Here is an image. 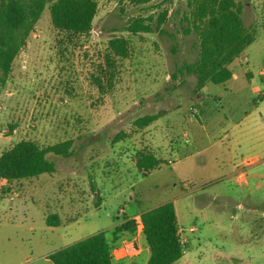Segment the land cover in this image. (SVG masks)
<instances>
[{
  "label": "rangeland",
  "instance_id": "374dc122",
  "mask_svg": "<svg viewBox=\"0 0 264 264\" xmlns=\"http://www.w3.org/2000/svg\"><path fill=\"white\" fill-rule=\"evenodd\" d=\"M97 1L86 45L92 60L113 37L131 40V57L118 62L121 74L111 93L102 97L91 85L90 59L60 46L48 9L1 90L0 156L24 140L44 147L71 140L74 154L49 155L57 166L53 175L0 180V264H53L51 254L80 240L99 232L110 239L124 219L121 208L132 214L166 203L174 204L188 240L175 264H264V183L228 177L245 159H264L260 79L249 78V66L239 60L231 67L236 77L201 90L196 77L178 74L199 53L196 36L184 32L191 0ZM236 3L246 26L258 27L249 53L252 67L264 73V0ZM164 12L161 33L157 25ZM139 17L152 19L154 33L126 31ZM152 114L161 115L153 125L134 124ZM144 150L162 161L159 168L146 173L137 168ZM56 213L64 222L82 216L48 227L47 216ZM136 236L137 231L129 239ZM136 240L142 252L123 264L147 262L143 236Z\"/></svg>",
  "mask_w": 264,
  "mask_h": 264
},
{
  "label": "trees",
  "instance_id": "16d2710c",
  "mask_svg": "<svg viewBox=\"0 0 264 264\" xmlns=\"http://www.w3.org/2000/svg\"><path fill=\"white\" fill-rule=\"evenodd\" d=\"M125 1L144 5L153 0H119ZM188 6L191 13L184 18L187 23L184 32L196 36L199 53L195 62L183 64L177 72L182 76L196 77L198 90L209 83L224 84L233 77L230 66L256 41L258 27L246 26L243 8L237 5L236 0H191ZM46 9L60 36V46L78 57L82 52L85 60L90 59L91 85L102 97L111 93L121 74L118 62L131 57V40L123 36L113 37L106 51L98 52V57L92 60L94 56L89 54L86 45H90L93 36L99 10L97 0H0V94L16 59ZM167 15V12L162 13L158 20L157 30L161 33ZM151 21V18L139 17L126 27V31L132 36L152 34ZM160 118V114L145 115L134 124L144 129ZM72 148L71 140L46 147L30 140L21 141L0 156V180L14 183L53 175L57 172L56 162L48 156L70 158L74 154ZM161 164L162 161L153 153L144 150L139 155L137 168L146 173ZM100 204L99 198L96 206L100 207ZM81 216L78 214L72 221L64 222L56 213L48 215L45 222L48 227L56 228L77 221ZM140 220L141 234L149 250L146 264H175L182 259L179 224L173 203L141 213ZM136 231L135 219L124 215V219L112 229L110 239L107 232H99L60 249L48 259L53 264H114L117 261L113 251L134 236Z\"/></svg>",
  "mask_w": 264,
  "mask_h": 264
},
{
  "label": "crops",
  "instance_id": "0c3cea01",
  "mask_svg": "<svg viewBox=\"0 0 264 264\" xmlns=\"http://www.w3.org/2000/svg\"><path fill=\"white\" fill-rule=\"evenodd\" d=\"M243 12H244V10H242V16H243ZM255 43H256V41L245 51V53H244L245 57L244 58H242V59L241 58H238L235 61L239 60V63L240 64H247L249 66L250 70L247 72L248 77L249 78H252V80H255L256 78H259L260 81H261V90L264 91V73L257 72L255 70V68H253L252 65H251V63L253 62V60L251 59V57H250L251 55H250L249 52H250V48H253V46L255 45ZM235 61H234V63H235ZM232 65L230 66V68L232 67ZM234 77H236V75L233 72L232 79ZM261 90H259V91H261ZM198 97H201V96H198ZM245 165L249 168V170H247V173H246V171H242V168H245L244 167ZM235 174H238L239 175L238 176L239 179L244 180L245 181L244 183L246 185L250 184V181L257 182V186L259 185L258 184V181L259 180H262V182L264 183V159L261 160L258 157L250 158V159H248V158L245 159L242 164L235 166L234 171L231 172V173H229L228 177H231V176H233ZM121 211H123V214L122 215H126L129 218L139 217L141 215V213L145 212V211H138V212H133L132 214H129L130 212L129 211L126 212V210L124 208H121L119 212H121ZM138 237H142L141 232H138L137 233L136 238H138ZM136 238L132 239L131 241H136V245H137V252L136 253H140V252H142V248H141L140 242H138L136 240ZM128 240H130V239H128ZM147 252H149L148 249H147ZM113 256H114V259L117 262L125 261V260H127V257H129V256H126V257L118 258L117 256H115V251L113 252Z\"/></svg>",
  "mask_w": 264,
  "mask_h": 264
},
{
  "label": "built area",
  "instance_id": "2783aa9c",
  "mask_svg": "<svg viewBox=\"0 0 264 264\" xmlns=\"http://www.w3.org/2000/svg\"><path fill=\"white\" fill-rule=\"evenodd\" d=\"M169 163L171 164V162H169ZM120 213L123 214V211H121ZM134 219L136 221L137 233L141 232L142 226H141L140 216L136 217ZM189 231L195 232V228H191ZM183 233H184V230L179 228L178 237H179L180 245L182 248V254L184 255L186 253V246L188 244V240L184 236ZM114 251H115V256H117L118 258L131 256L137 252L136 241H131V240L127 239V240L123 241L121 246L116 248Z\"/></svg>",
  "mask_w": 264,
  "mask_h": 264
}]
</instances>
